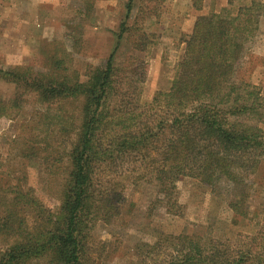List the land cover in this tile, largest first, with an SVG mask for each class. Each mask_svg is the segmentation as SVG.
I'll return each instance as SVG.
<instances>
[{"label":"trees","instance_id":"16d2710c","mask_svg":"<svg viewBox=\"0 0 264 264\" xmlns=\"http://www.w3.org/2000/svg\"><path fill=\"white\" fill-rule=\"evenodd\" d=\"M263 21L260 0H228L198 17L169 89L145 104L139 93L147 63L129 57L114 66L123 24L106 61L82 74L64 52L42 71L0 69L2 81L21 88L19 99L32 95L41 109L35 126L42 138H28L22 156L40 157L53 175L57 163H66L55 211L18 181L0 186V264H95L105 245L96 243L94 229L118 215L128 186L153 188L152 204L174 215L181 179L211 192L224 184L228 208L246 218L247 181L264 160V96L240 72ZM146 38L141 33L138 40ZM145 43L133 49L145 52ZM137 251L131 264H264V221L254 235L235 240L160 234Z\"/></svg>","mask_w":264,"mask_h":264},{"label":"rangeland","instance_id":"374dc122","mask_svg":"<svg viewBox=\"0 0 264 264\" xmlns=\"http://www.w3.org/2000/svg\"><path fill=\"white\" fill-rule=\"evenodd\" d=\"M27 1V7L22 9L19 6L7 9V4L1 2L2 71L14 67L42 71L54 56L64 52L71 56V67L82 74L87 65L100 66L106 61L123 24L127 33L114 54V66L122 67L129 57L147 63L148 72L139 93L143 104L156 92L169 89L187 37L173 34L176 24L171 1L131 0L130 13L126 8L130 0H43L39 4ZM14 7L17 13L26 10L27 17L35 9L37 20L4 22L1 14L5 15L9 9L14 12ZM141 33L147 35L142 42L138 40ZM143 42L145 52L133 49L132 43ZM240 73L245 82L256 86L264 96V21L256 39L249 43ZM21 91L0 79V110L5 113L0 119V186L8 190L9 185L18 181L21 191L31 189L34 196L55 211L60 204L59 180L64 177L66 163H57L53 175L40 157L22 156L27 139L31 136L40 139L42 135L35 126V114L41 109L32 95L19 99ZM246 193L248 215L243 218L228 208V187L224 184L211 192L193 180L181 179L175 191L178 209L174 215H167L152 204L156 197L153 188L128 186L122 194L124 202L118 215L108 225L98 223L94 229L96 243L105 245L94 253L95 264L134 263L140 245L153 243L160 234L206 233L220 241L235 240L236 235H254L264 221V160L248 179Z\"/></svg>","mask_w":264,"mask_h":264},{"label":"crops","instance_id":"0c3cea01","mask_svg":"<svg viewBox=\"0 0 264 264\" xmlns=\"http://www.w3.org/2000/svg\"><path fill=\"white\" fill-rule=\"evenodd\" d=\"M2 1L4 4H7V9L12 6H19V8L22 9L26 8L28 5L27 0H0V5ZM42 1L43 0H35L37 4ZM170 1L172 2L171 5L173 7H171V13L173 14L176 24L174 29H172L175 37L188 36L191 33L193 25L198 17L205 16L209 14V12L217 13L222 8L226 7L228 3V0H200L198 4L195 3V0H167V3ZM260 1L264 5V0ZM1 15V19L4 22L10 23H12L13 20H19V22L23 21V23L28 20H37V13L35 12V9L31 17H27L26 10L24 12L20 11L17 13L15 7L14 12H10L9 9L8 13Z\"/></svg>","mask_w":264,"mask_h":264}]
</instances>
